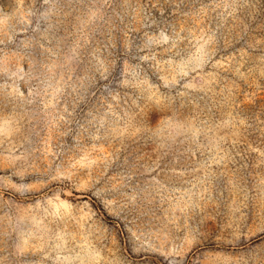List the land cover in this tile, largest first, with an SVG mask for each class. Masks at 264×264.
<instances>
[{
  "label": "rangeland",
  "instance_id": "374dc122",
  "mask_svg": "<svg viewBox=\"0 0 264 264\" xmlns=\"http://www.w3.org/2000/svg\"><path fill=\"white\" fill-rule=\"evenodd\" d=\"M0 264H264V0H0Z\"/></svg>",
  "mask_w": 264,
  "mask_h": 264
}]
</instances>
